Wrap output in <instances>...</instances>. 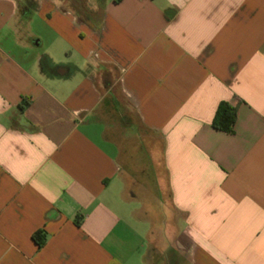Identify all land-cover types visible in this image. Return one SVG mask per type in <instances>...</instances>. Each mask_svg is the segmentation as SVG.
Here are the masks:
<instances>
[{"label":"crops","instance_id":"crops-1","mask_svg":"<svg viewBox=\"0 0 264 264\" xmlns=\"http://www.w3.org/2000/svg\"><path fill=\"white\" fill-rule=\"evenodd\" d=\"M0 264H264V0H0Z\"/></svg>","mask_w":264,"mask_h":264},{"label":"trees","instance_id":"trees-1","mask_svg":"<svg viewBox=\"0 0 264 264\" xmlns=\"http://www.w3.org/2000/svg\"><path fill=\"white\" fill-rule=\"evenodd\" d=\"M28 105V102L26 100L22 103V109L23 107H26ZM236 120V110L229 105L222 104L216 114V118L213 126L214 128L224 131L227 133H233L234 132V125ZM34 240L39 244V246L43 245L46 236L43 232H39L36 235H34Z\"/></svg>","mask_w":264,"mask_h":264}]
</instances>
